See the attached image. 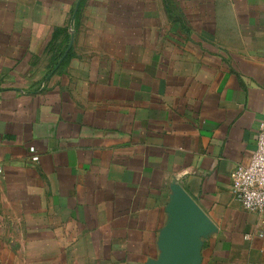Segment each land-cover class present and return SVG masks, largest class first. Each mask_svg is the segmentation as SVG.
<instances>
[{
	"label": "crops",
	"instance_id": "1",
	"mask_svg": "<svg viewBox=\"0 0 264 264\" xmlns=\"http://www.w3.org/2000/svg\"><path fill=\"white\" fill-rule=\"evenodd\" d=\"M263 121L264 0H0V264H148L174 184L201 264H264Z\"/></svg>",
	"mask_w": 264,
	"mask_h": 264
},
{
	"label": "water",
	"instance_id": "2",
	"mask_svg": "<svg viewBox=\"0 0 264 264\" xmlns=\"http://www.w3.org/2000/svg\"><path fill=\"white\" fill-rule=\"evenodd\" d=\"M74 42L71 34L69 47ZM172 195L167 207L170 219L162 229L158 246L160 253L148 264H201L203 238L217 228L195 199L179 184L172 187Z\"/></svg>",
	"mask_w": 264,
	"mask_h": 264
},
{
	"label": "built area",
	"instance_id": "3",
	"mask_svg": "<svg viewBox=\"0 0 264 264\" xmlns=\"http://www.w3.org/2000/svg\"><path fill=\"white\" fill-rule=\"evenodd\" d=\"M32 159L37 161L38 154L35 148ZM3 172L0 166V174ZM232 194L234 198L248 210L255 212L264 211V121L261 122L258 135L257 147L247 165H238L231 174Z\"/></svg>",
	"mask_w": 264,
	"mask_h": 264
}]
</instances>
